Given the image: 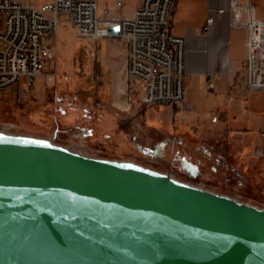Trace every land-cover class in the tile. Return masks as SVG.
I'll return each mask as SVG.
<instances>
[{"label": "water", "instance_id": "95a60500", "mask_svg": "<svg viewBox=\"0 0 264 264\" xmlns=\"http://www.w3.org/2000/svg\"><path fill=\"white\" fill-rule=\"evenodd\" d=\"M0 264H264V208L0 131Z\"/></svg>", "mask_w": 264, "mask_h": 264}, {"label": "rangeland", "instance_id": "374dc122", "mask_svg": "<svg viewBox=\"0 0 264 264\" xmlns=\"http://www.w3.org/2000/svg\"><path fill=\"white\" fill-rule=\"evenodd\" d=\"M59 18L49 40L57 44V58L35 77L29 100L22 96L24 77L0 89V131L50 139L88 156L141 164L264 208V155L252 154L248 161L236 141L203 140L194 131L182 133L193 119L202 122L211 115L185 109L182 103L177 112L170 103L143 109V92L135 94V102L141 118L146 113L147 127L139 117L129 123L132 110L125 109L129 106L125 88L119 84L114 91L112 75L104 65V57L123 53L119 39L79 38L69 15L60 13ZM260 129L264 132V122Z\"/></svg>", "mask_w": 264, "mask_h": 264}, {"label": "built area", "instance_id": "2783aa9c", "mask_svg": "<svg viewBox=\"0 0 264 264\" xmlns=\"http://www.w3.org/2000/svg\"><path fill=\"white\" fill-rule=\"evenodd\" d=\"M177 4L178 0H142L133 17L108 20L101 17L99 0H0V89L24 77L22 96L29 100L35 77L57 58V44L49 40L58 28L60 13H66L79 38L120 39L128 52L126 90L143 92L146 105L181 104L186 100V39L171 31ZM230 12L232 27L247 37L248 87L264 88V8L258 0H231ZM214 19L210 15L208 22ZM116 24L120 33L113 35L108 29ZM208 86H214L211 77ZM236 139L248 161L252 154L264 155V132L237 133Z\"/></svg>", "mask_w": 264, "mask_h": 264}, {"label": "crops", "instance_id": "0c3cea01", "mask_svg": "<svg viewBox=\"0 0 264 264\" xmlns=\"http://www.w3.org/2000/svg\"><path fill=\"white\" fill-rule=\"evenodd\" d=\"M141 3L142 0H99V11L103 19L120 20L133 17ZM230 3L231 0H178L171 31L186 39V100L182 103L183 107L211 115L210 119L202 122L193 119L198 125L193 123L181 132L194 131L203 140L229 139L239 144L237 133L261 132L264 90L255 91L248 87L247 37L232 27ZM258 4L261 9L264 8V0H258ZM105 9H109L110 13L105 14ZM219 9L224 11L219 13ZM210 15L215 17L211 23L208 22ZM119 45L123 53L112 58L104 57V65L112 75L114 91L117 92L119 84L125 88L127 97L124 101L129 104L125 109L132 110L128 122L132 123L139 117L147 127L146 113L143 112L141 118L135 102V94L141 91L126 90L128 52L120 39ZM210 77L213 87L208 86ZM142 97L143 109L152 106L146 105ZM172 106L176 112L181 109V104Z\"/></svg>", "mask_w": 264, "mask_h": 264}, {"label": "bare ground", "instance_id": "6f19581e", "mask_svg": "<svg viewBox=\"0 0 264 264\" xmlns=\"http://www.w3.org/2000/svg\"><path fill=\"white\" fill-rule=\"evenodd\" d=\"M262 151L264 152V148L262 149Z\"/></svg>", "mask_w": 264, "mask_h": 264}]
</instances>
